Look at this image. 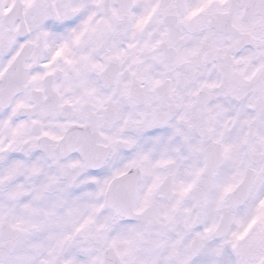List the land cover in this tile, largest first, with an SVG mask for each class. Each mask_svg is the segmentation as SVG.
<instances>
[{
  "label": "snow or ice",
  "instance_id": "1",
  "mask_svg": "<svg viewBox=\"0 0 264 264\" xmlns=\"http://www.w3.org/2000/svg\"><path fill=\"white\" fill-rule=\"evenodd\" d=\"M0 264H264V0H0Z\"/></svg>",
  "mask_w": 264,
  "mask_h": 264
}]
</instances>
